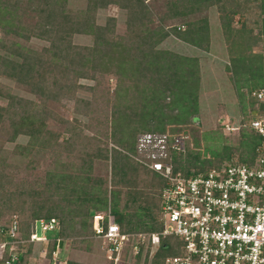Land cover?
<instances>
[{"label":"trees","instance_id":"trees-1","mask_svg":"<svg viewBox=\"0 0 264 264\" xmlns=\"http://www.w3.org/2000/svg\"><path fill=\"white\" fill-rule=\"evenodd\" d=\"M70 1L0 0V128L9 143L19 137L28 139L25 150L35 149L36 155L52 150L59 161L64 152L69 158L76 154L78 159L68 168L64 165L47 174L41 191L38 184L8 188L6 183L12 182L0 171V241L7 240L16 218L18 240L26 242L16 264L29 263L34 244L28 241L40 220L59 224V231L48 235L49 259L58 250V239L59 248L94 240L93 217L101 212L108 215L109 210L124 234L160 232L167 182L135 159L140 157V139L145 135L168 136L169 145L178 137H188L182 151L169 150L167 161L175 175L184 176L220 169L224 160L232 161L234 152H240L241 164L254 166L262 143V138L245 125L264 117V100L255 93L264 90V53L252 51L254 44L264 41V20L263 31L254 38L256 43L252 45L253 39H247V49L242 37L245 27L236 30L223 22L226 32L237 36L230 48L229 70L242 119L237 121L234 114H227L233 117L231 124L240 128L235 131L239 146H222L210 151L211 159H203L196 139L200 128L199 59L162 49L161 44L174 34L197 50L210 51L209 21L195 16L204 9L221 7L227 0H166L163 14L154 13L158 0H77L84 4L77 11L69 7ZM254 1L259 2L264 15V0ZM112 6L126 14L123 36L115 34L117 19L109 17L98 23L99 12ZM177 19L185 21L168 31L167 22ZM76 35L91 36L92 45H76ZM32 38L50 46L38 51L18 40L30 42ZM248 49L251 53H246ZM106 75L119 78L111 127L115 148L110 149L97 136H84L77 118L73 123L66 121L64 132L69 137L64 141L62 133L48 130L47 122L54 117L50 104L75 100L78 80ZM6 82L25 89L29 96H15ZM257 104L260 106L254 109ZM248 108H252L249 121L244 123ZM109 163L110 182L108 173L96 174V165L108 170ZM24 215L27 217H19ZM181 245L174 237L163 239L151 264H165L167 258L180 255ZM129 248L133 254V246ZM140 248L139 254L129 258L132 264H148L149 252L144 257L145 248Z\"/></svg>","mask_w":264,"mask_h":264},{"label":"rangeland","instance_id":"rangeland-1","mask_svg":"<svg viewBox=\"0 0 264 264\" xmlns=\"http://www.w3.org/2000/svg\"><path fill=\"white\" fill-rule=\"evenodd\" d=\"M166 0H158L154 6V13L163 14L165 9ZM259 2L254 0H238L235 3L225 1L221 7H214L210 9H204L198 12L195 16L198 19L207 18L210 26L211 34V50H197L192 46H189L181 42L177 36L172 34L161 44L162 49H167L171 52L189 56L198 57L199 68L201 72V87L199 93L200 103V128L196 133V139L199 144L198 151L202 154L203 159H211L212 154L210 151L221 150L222 146H239V140L237 132H228L224 129V124L232 123L231 115L227 114L231 112L234 114V119L241 121L242 116L238 106V99L236 96V90L233 84V74L229 70L231 68L230 48L232 42L236 40L233 33L226 32L224 27V21L229 25L231 23L233 29L239 30L245 27V31L242 37L246 39L245 48L247 49V39L252 38L253 42L257 35L263 31L264 15L258 6ZM69 7L74 11L84 8L83 2L77 0H71ZM225 7L226 10L222 11L221 8ZM233 11L237 14L233 16ZM113 17L117 19L115 34L117 36H123L126 34V14L124 11L116 6L109 7L106 10H102L98 15V23L101 25L105 23L106 19ZM185 21L183 19H177L167 22L168 31H172L176 26L179 27L181 23ZM227 24V25H228ZM245 24V25H243ZM173 27V28H172ZM185 30V28H183ZM256 35V36H255ZM2 36V35H1ZM21 43L29 45L36 50H42L50 46L49 42L32 38L30 42H26L22 39H18ZM93 38L87 35H76L74 37V43L79 46L92 45ZM252 51L256 54L264 53V41L261 39L259 43L254 44ZM246 53H251V50H246ZM10 91L15 96L27 98L29 93L18 87L15 84L6 82ZM119 85V78L116 75H106L104 77H98V79H80L78 80V88L76 90V99L71 102L63 100L59 103L55 102L50 104L51 110L54 112V117L50 118L47 122L48 130L52 133H62L61 141L66 140L69 135L64 131L66 130V121L73 123L77 118L80 120V125L84 129V136L94 137L108 143L109 148L113 149L111 134H112V112L115 104L114 95ZM94 89V90H90ZM262 91V92H261ZM256 90L255 93H263L264 90ZM83 101V102H80ZM2 103V101H0ZM8 101H3V104H7ZM261 103V102H260ZM260 104H257L254 109H258ZM252 108H248L247 113L243 115L245 117L244 123L249 121V112ZM106 135V136H105ZM60 141V142H61ZM28 143V139L19 137L15 143H9L6 140L3 129L0 128V171L6 176V179L11 181L12 184L6 183L8 188H14V185H40L39 190H42L45 178L47 174H51L53 171H59L61 166L68 168L71 161L78 163L77 155H72L71 158L64 152L61 154V160L52 150L41 151L39 155H36V150H25ZM232 160H239L240 152L232 153ZM228 160H224L223 166L230 163ZM96 174L105 175L108 173L109 182L111 181V167L109 163L108 170L102 165H96ZM105 172V173H104ZM109 191L112 190L111 183L109 184ZM110 198V193H109ZM110 210L108 211V213ZM99 214H105L101 212ZM19 217H27L19 216ZM39 233L41 231L38 229ZM88 244V246H86ZM130 248H126L124 251L122 262L119 264H132V260L129 259L133 256L129 253ZM25 253L28 251L24 249ZM49 247L48 244H34L29 257L28 264H68L69 262H75L78 264H114L111 263L104 250V244L102 240L94 238L88 243H82L74 247L72 244H67L57 250L53 255V259L48 257ZM148 260V264H150ZM144 264V263H142Z\"/></svg>","mask_w":264,"mask_h":264},{"label":"built area","instance_id":"built-area-1","mask_svg":"<svg viewBox=\"0 0 264 264\" xmlns=\"http://www.w3.org/2000/svg\"><path fill=\"white\" fill-rule=\"evenodd\" d=\"M256 95L263 98V93ZM224 127L228 132L240 129L231 123ZM245 127L262 138L254 166L232 160L220 169L191 176L175 175L167 162L169 150L182 151L188 137H178L169 145L168 136H143L140 157L135 159L167 182L162 195L163 228L151 234H124L111 212L95 214V238L103 241L109 261L122 262L131 245L135 255L144 246V257L149 252L151 262L163 239L174 237L181 241L182 253L167 258L165 264H264V117ZM58 231L56 220L37 221L28 242L49 244L48 235ZM57 241L59 250L61 240ZM25 243L18 240L15 218L7 240L0 241V262L18 263Z\"/></svg>","mask_w":264,"mask_h":264}]
</instances>
